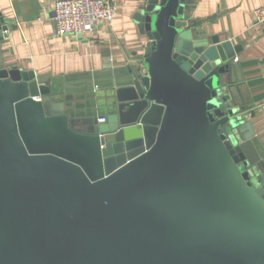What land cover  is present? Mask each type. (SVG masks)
Instances as JSON below:
<instances>
[{"label":"water","instance_id":"1","mask_svg":"<svg viewBox=\"0 0 264 264\" xmlns=\"http://www.w3.org/2000/svg\"><path fill=\"white\" fill-rule=\"evenodd\" d=\"M192 3L135 15L144 66L95 110L0 66V264H264V155L228 80L241 47L194 32Z\"/></svg>","mask_w":264,"mask_h":264},{"label":"crops","instance_id":"2","mask_svg":"<svg viewBox=\"0 0 264 264\" xmlns=\"http://www.w3.org/2000/svg\"><path fill=\"white\" fill-rule=\"evenodd\" d=\"M53 1L0 0L9 26V37L0 43V66L33 72L40 82L50 80L52 95L69 107L95 110L144 66L148 39L135 15L149 0H114L113 20L80 35L56 34ZM260 6L264 0H193L188 18L200 37L218 36L241 47L238 61L229 62V89L264 155V22L254 14Z\"/></svg>","mask_w":264,"mask_h":264},{"label":"built area","instance_id":"3","mask_svg":"<svg viewBox=\"0 0 264 264\" xmlns=\"http://www.w3.org/2000/svg\"><path fill=\"white\" fill-rule=\"evenodd\" d=\"M254 14L258 23L264 22V6L257 7ZM115 15L114 0H54L52 4L57 35L92 33L101 23L112 21Z\"/></svg>","mask_w":264,"mask_h":264}]
</instances>
